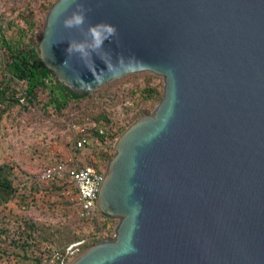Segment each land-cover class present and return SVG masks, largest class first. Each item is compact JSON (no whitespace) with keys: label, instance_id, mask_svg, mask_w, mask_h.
Segmentation results:
<instances>
[{"label":"water","instance_id":"1","mask_svg":"<svg viewBox=\"0 0 264 264\" xmlns=\"http://www.w3.org/2000/svg\"><path fill=\"white\" fill-rule=\"evenodd\" d=\"M97 25L116 32L68 52ZM37 50L81 96L164 79L114 145L98 201L114 237L69 264H264V0H58Z\"/></svg>","mask_w":264,"mask_h":264},{"label":"trees","instance_id":"2","mask_svg":"<svg viewBox=\"0 0 264 264\" xmlns=\"http://www.w3.org/2000/svg\"><path fill=\"white\" fill-rule=\"evenodd\" d=\"M47 1L40 4L46 15L58 0ZM2 5L0 0V142L9 137V121L17 125L24 113L35 108L45 118L64 120L84 129L78 138L86 140L85 146L75 154L72 145L67 146L75 162L96 167L110 162L116 154V140L128 127L127 123L121 126L116 115L106 108L113 96L103 91L81 96L61 85L39 57L37 49L46 20L38 16L36 4L28 9L13 7L9 12H3ZM163 93L164 87L150 79L131 90L134 100L154 105ZM44 149V145H38V157ZM36 177L26 173L15 160L0 161V264H47L52 250H63L81 240L87 241V247L103 241L97 232L71 234L10 210L9 205L15 201L19 210L29 208L41 190L49 194L59 192L63 197L69 192L78 199L77 188L69 177L49 183H40ZM29 183L33 185L28 186ZM68 200L66 203L70 204ZM99 217L110 220L101 213ZM96 222L97 219L92 224ZM63 233L68 239L56 246Z\"/></svg>","mask_w":264,"mask_h":264},{"label":"rangeland","instance_id":"3","mask_svg":"<svg viewBox=\"0 0 264 264\" xmlns=\"http://www.w3.org/2000/svg\"><path fill=\"white\" fill-rule=\"evenodd\" d=\"M2 2V11L8 10L7 12L11 11L13 7L17 9H28L31 4H36L38 16L44 19V21L46 20L45 18H47L46 10L40 6L43 2L48 3L47 0H2ZM149 79L152 83L160 84L164 87V79L162 77L151 73H144L141 75L136 74L127 76L98 90L113 96L109 97L106 108H108L113 115H116V119L121 126L127 123L129 127L142 116L150 114L158 105L140 102L139 100H134L131 96L132 89L137 86H143ZM139 114L142 115L136 118ZM68 124L67 121L64 120L45 118L35 108L29 113H24L23 116L19 118L17 125L9 121L7 123V128L10 129L9 137L0 142V161L15 160L26 173L38 176L43 166L40 157L36 154L38 145L45 146L44 152L41 154L43 155L47 146L59 144L66 150L67 156L71 158L67 149L68 144H71L69 141L71 132L67 127ZM36 178L38 180V177ZM31 185H33V183L28 184V186ZM63 195L64 194H60L59 192L49 194L41 190L38 195H36L37 200L35 202L32 201L29 208L19 210L15 201L9 205V209L23 214L25 217L33 219L42 225L52 224V226L54 225L61 228L64 232L71 231V234L73 232H85L86 234L97 232V235H99L102 240L114 237L119 220H108L104 217H99L95 224H84L78 215L76 197L72 196L69 192L65 194V197H63ZM67 199L71 202L70 204L66 203ZM64 236L66 235L63 233L61 240L55 244L56 246H61L64 241L68 239V237Z\"/></svg>","mask_w":264,"mask_h":264},{"label":"built area","instance_id":"4","mask_svg":"<svg viewBox=\"0 0 264 264\" xmlns=\"http://www.w3.org/2000/svg\"><path fill=\"white\" fill-rule=\"evenodd\" d=\"M23 102V101H22ZM1 107V104H0ZM95 127V124H93ZM71 132L69 141L72 145L73 153L82 149L86 140L79 139L78 135L84 129L77 125L68 124ZM43 164L41 172L38 174L40 183H49L63 180L66 177L74 183L78 191V215L79 218L87 223H92L99 217V194L108 169V163L96 167L95 165L82 166L68 157L66 150L59 144L47 146L45 153L40 156ZM100 236H98L99 238ZM87 241L81 240L68 245L63 250H52L51 257L46 260L47 264H69L72 260L84 252Z\"/></svg>","mask_w":264,"mask_h":264},{"label":"clouds","instance_id":"5","mask_svg":"<svg viewBox=\"0 0 264 264\" xmlns=\"http://www.w3.org/2000/svg\"><path fill=\"white\" fill-rule=\"evenodd\" d=\"M85 21L84 10L81 9L78 13H73L71 18H68L64 21V25L67 28L72 27H81ZM116 29L112 26L107 25H97L90 26L86 33H84L87 37H90L92 43L81 42L77 43L76 41H72L68 47V52L71 53L73 51L82 53L87 55L86 48H98L102 44L103 39H106L108 36L114 35ZM106 33L107 35H102Z\"/></svg>","mask_w":264,"mask_h":264}]
</instances>
